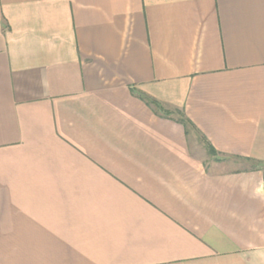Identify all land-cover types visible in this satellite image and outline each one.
<instances>
[{"label": "crops", "instance_id": "crops-1", "mask_svg": "<svg viewBox=\"0 0 264 264\" xmlns=\"http://www.w3.org/2000/svg\"><path fill=\"white\" fill-rule=\"evenodd\" d=\"M251 162L264 0H0V264H264Z\"/></svg>", "mask_w": 264, "mask_h": 264}, {"label": "trees", "instance_id": "trees-1", "mask_svg": "<svg viewBox=\"0 0 264 264\" xmlns=\"http://www.w3.org/2000/svg\"><path fill=\"white\" fill-rule=\"evenodd\" d=\"M146 102L149 104V105H153L155 107V109L163 114H168L169 111L164 109L159 103H157L155 100L151 99V98H148V97H143ZM179 114V118H178V121L180 123H182L185 127H187L188 125H191L190 121L185 117V115L181 112L178 113ZM208 150L211 154H215V149L209 145L208 147Z\"/></svg>", "mask_w": 264, "mask_h": 264}, {"label": "rangeland", "instance_id": "rangeland-1", "mask_svg": "<svg viewBox=\"0 0 264 264\" xmlns=\"http://www.w3.org/2000/svg\"><path fill=\"white\" fill-rule=\"evenodd\" d=\"M236 161H237V160H236ZM252 165H255V166H258V167H260V168H263V170H264V164H263V163H254V162H251V165H250V166H252ZM240 166H241V164L235 162V167H236V168H238V167H240Z\"/></svg>", "mask_w": 264, "mask_h": 264}]
</instances>
